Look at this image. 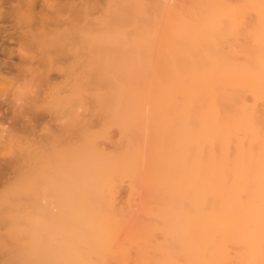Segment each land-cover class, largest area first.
<instances>
[{"label":"bare ground","instance_id":"6f19581e","mask_svg":"<svg viewBox=\"0 0 264 264\" xmlns=\"http://www.w3.org/2000/svg\"><path fill=\"white\" fill-rule=\"evenodd\" d=\"M88 3L76 6L82 21L73 18L37 39L48 62L54 54L73 55L61 68L67 93L52 92L57 105L71 102L72 111L57 134L61 144L23 143L25 165L0 194V221L15 230L26 226L20 229L37 239L40 264H154L148 246L157 239L160 222L153 219L161 205L170 264H226L232 257L264 264V0H178L170 7L106 0L93 19ZM58 14L56 22L63 19ZM78 107L100 117V127ZM113 126L120 138L106 153L98 140ZM140 181L153 189L143 190L146 214H156L144 223L131 210ZM123 183L130 191L120 205ZM211 183L230 191L220 194ZM160 187L186 192L158 193ZM246 188L257 190H250L254 201ZM231 191L243 204H259L245 203L246 210ZM235 241L248 242L245 253Z\"/></svg>","mask_w":264,"mask_h":264},{"label":"rangeland","instance_id":"374dc122","mask_svg":"<svg viewBox=\"0 0 264 264\" xmlns=\"http://www.w3.org/2000/svg\"><path fill=\"white\" fill-rule=\"evenodd\" d=\"M85 1L87 3L89 2L88 4L90 5L87 18L93 19V18H99L102 16L103 6L105 5L106 0H89V1L88 0H0V194L2 192L6 191L7 189H9L10 186L14 185L17 182L16 178H18L17 177L18 172H16V171H18V169L23 167V164L25 165V162L23 160L24 158L21 156V153H22L21 149L23 148L24 142L27 141V143L29 142L30 144H32V145L35 144L36 146L41 145V144L44 145L48 142L54 144L53 146H57V145L61 144V142H62V138L60 140H58L57 134H59L60 131L62 130V123L67 118L68 114L71 113L72 104H71V102H62L59 105H57L52 100V98H53L52 92L54 91V88L60 87V88H63L62 89L63 91L60 89L62 95H63V93L64 94L67 93L68 89H67V87L65 89V84H64V81H66L67 75H66L65 71L62 70L61 68L62 67L64 68L65 65H68V63H71L73 55L71 53H67V52L62 53V54H58L57 56H56V54H54V59H52V61L48 62V60H46V58H44L45 57L44 53L42 52L41 47H40L37 39L40 38V35L42 33L44 34V31H46L49 35L50 32L53 33V31H55L57 29H63L64 27H68L71 24V19H73V18H76L79 21H82L84 18L81 15H79L81 13H79V12L77 13V8L81 3L85 2ZM156 1L157 2L159 1L160 3L162 2L161 4L164 3V5H168V6H169V4L170 5L172 4L171 6H173L174 4H176L178 2V0H173V1L172 0H156ZM70 2L72 5H70ZM166 3H168V4H166ZM91 4H93V5H91ZM102 4H104V5H102ZM69 5L73 6V7L71 8ZM74 6H75V8H74ZM76 6H77V8H76ZM55 10L57 12H59V14L60 13H62V14L59 15L58 13H55L56 12ZM89 12H90V14H89ZM56 14H58L61 17L60 19H62V17H63V19L58 20L56 22L55 16L54 17L52 16V15H56ZM50 17H51L52 21H54V20L55 21L52 22L50 20ZM47 18H48V21L45 20ZM77 111H78V114L80 116L86 117L88 119L89 123L91 124V126H93V128L97 129L100 127L101 121H102L100 117H97L95 115L91 116L92 114L88 113L89 111L86 110L84 107H78ZM66 112H67V116H66ZM55 134H56V136H55ZM119 138H120L119 130L117 127L113 126L109 129L108 135L106 137H102L98 140L99 147L104 152L111 153L116 149ZM70 139H71V136H69L68 141H70ZM21 158H23V159H21ZM20 164H21V166H20ZM142 181H144V180L142 179ZM141 183L142 182L140 181L139 184H137L136 192L134 194V198L132 201V207H131L132 209L131 210L133 212V216H134V214L135 215L138 214V218L136 215V219L139 220L141 218L140 219L141 223L147 222V220L149 221V219H151V216H153L152 218H154V217H156V214H157V217L154 218L153 220L155 221V223L157 221L158 225L160 222V225L157 226L158 228L155 230V231H157L156 232L157 234L155 233L156 235H154V236H157L156 241L158 240L159 237H160V240H158L157 242L155 241L156 242V244H155V242L153 240L154 237H153L152 242L150 243L151 246L149 244L148 248H151V252L149 251L150 254L152 253L151 255H154L153 253H155V252L158 255H161L160 261H161V264H163L162 260L164 262H165V260L167 262H169L171 260V256L167 255V254L171 255V253H169L167 250L168 249L167 247L169 246V243H167V242H169V241H167V239H164L166 237H165V233L163 232L162 226H161V224L163 222V219L161 218L163 216H160L162 206L160 205L161 204L160 199H157V201L155 203L158 206L160 205L161 208L159 207L160 209L157 208V210H155L157 212L155 215H153L150 212L151 216L148 218V216H147L148 213L146 214V211H145L147 207L143 205L144 203L146 205V203L148 202V199H147L148 196L144 195L146 193L148 186H147L146 182L145 183L143 182L145 185V189H144V185H142L143 183L142 184ZM211 184L212 185H208L210 188H213L214 186H216V183L215 184L211 183ZM142 186H143V188H142ZM211 186H213V187H211ZM209 187H207L208 190H210ZM220 187L222 188L221 190L219 188V185H218V187H214V189L217 188V191L219 190L220 194L222 192L224 193V191H226V189L228 190L227 192L230 191L229 190L230 187H226V188L224 187L225 190L223 189L222 186H220ZM149 188H150V190L152 189L150 186H149ZM195 188H198V187H195ZM243 188H245V187H243ZM157 189H154V190L156 191ZM167 189L160 187L158 190L159 192L158 191H156V192L165 193V194L171 192L170 194L173 193V194H178V195H181L182 193L186 192V191H184V192L180 191L181 189H177V188H173V189H175V191H173V189L171 187L170 188L167 187ZM194 189L191 188V191L192 190L194 191ZM232 189H233V187H232ZM236 189L237 188H235V190ZM252 189H255V188H252ZM252 189L246 188V192L250 193V190H252ZM143 190L145 191V193L143 192ZM182 190H184V189H182ZM238 190H239V188H238ZM240 190L243 191L242 187L240 188ZM255 190H253V191H255ZM129 191H130L129 184L123 183L121 185L119 191L117 192V195H116V200L120 205H124L125 203H127ZM148 191L149 190H147L146 194L149 195L153 191V189L150 191V193ZM215 191H212V192L215 193ZM217 191H216V193H217ZM233 191H231V192L233 193ZM253 191H251V192H253ZM262 191H263V189H262ZM189 192H190V190H189ZM200 192L206 193L210 197L214 195L213 193H212L213 195L210 193L208 194V191L202 192V189L200 190ZM238 192L235 191L233 194L235 195L237 193L236 194V196H237ZM256 192H257V190L254 192V194ZM258 192H261V189ZM191 193H196V192L194 191ZM243 193H244V191H243ZM248 193H246V194H248ZM142 194L144 196H142ZM231 194H229V196ZM233 194L231 196H233ZM241 194H242V192L240 193V195ZM251 194L252 193L249 194L250 195L249 197H252V200H253L254 194H252V195ZM223 195H227V194H223ZM256 195H255V199H256ZM145 196H146V198H145ZM216 196H219V195H216ZM247 196L245 195V197L248 198V200H249V197H247ZM143 197L147 201L143 200L144 199ZM235 197H234V199H235ZM237 198L239 199V201L241 200V198H239L238 196H237ZM237 198H236V200H237ZM242 200H243V198H242ZM257 200H259V198ZM253 201L251 203L252 204V206H251V204L249 205L251 200L247 201V199H244V204L242 201L238 202V200H237L238 203L242 204V208L244 205L245 209H246L245 205L247 203H248L247 205H249L251 207H253L254 204L257 203V202H254V204H253ZM158 202H159V204H158ZM217 203H220V200H218ZM233 203H235V202L233 201ZM153 204H152V206H153ZM257 204H259V202ZM215 205H216V203H215ZM229 205H230V203H229ZM238 205L236 204L234 207L236 209H238L237 208ZM139 206H141V208L145 207L143 209L145 212H143V210L140 209ZM148 206H149V203H148ZM158 206H153L152 209L154 207L156 208ZM217 206H218V204H217ZM232 206L230 205V207H232ZM262 206L263 205L261 204V206L258 207V209L261 210ZM222 207L223 206H220V208H222ZM220 208L218 206L219 211L222 210ZM235 208L234 209L231 208V209L235 210ZM239 208L241 209V206ZM247 208L249 210L248 206H247ZM213 209L216 210L217 208L216 209L213 208ZM252 209H254V208H252ZM141 211L143 212V214L145 213L146 215L144 214L145 216H143ZM219 211H217V213ZM235 211H237V210H235ZM243 211L248 214V212L245 210H241L240 213H238V214H241ZM250 211L252 212V210H250ZM254 211H256V210L254 209ZM147 212H149V211H147ZM217 213L215 214V216L217 215ZM253 213H255V212H253ZM218 214H220V213H218ZM141 215L143 217H145V220H142V217H140ZM250 215H251V213H250ZM158 216H159V218H158ZM159 219H161V221ZM8 222L9 221H0V234H1L0 237H2V238H0V264H13V263L14 264H32V263L33 264H40L39 263L40 261L38 259H40V255H41L42 251L40 249L39 243L37 245V246H39V248L36 246V243H34L35 245L33 244V240L36 238H34L33 240H30L29 238H25L26 237V235H25L26 229L25 230L20 229V228H23V226H25L24 224H22V226L20 225L18 227L19 230L17 228H16L17 230H15V228H13L11 226L12 225L11 222H9V223ZM215 222H216V220H215ZM210 226H212L211 227V229H212L213 224H211ZM214 226H215L214 229H216V227H217L216 224H214ZM9 227H11V228H9ZM11 229H12V231H11ZM160 234H161V236H160ZM27 236H28V234H27ZM239 241H241V240H239ZM239 241H235L236 242L235 244L237 247L239 244H241ZM27 242H29V243H27ZM159 242H160V244L163 243V244H166V245L168 244V245L167 246L165 245V247H166L165 248L163 244L160 246ZM152 243H153V245H152ZM245 243H248V242H244V244L242 242V245L244 248H245V246H248ZM27 244H28V246L30 245V247H27ZM31 244H33V245H31ZM158 244H159V246H158ZM235 244L233 243V245H235ZM230 245H229V247L233 246V245H231V246ZM32 246H33V248H32ZM34 246H36V247H34ZM160 247L165 248V249L163 250ZM229 247H228V249H230ZM241 247L239 245L238 248H241ZM243 247L241 248V250H243V252L245 253V251L248 248L246 247V249L244 250ZM249 247H250V245H249ZM28 248L30 250H28ZM155 248H158V250L155 251L156 250ZM250 248H253V247H250ZM34 250H36L35 251L36 253L34 252L35 254H33ZM232 250H231V252L229 251V253H232ZM159 252H163L164 257L162 256L163 253L159 254ZM238 252L240 253L239 249H238ZM156 253H155L156 256H154L155 257L154 260L156 258L157 259L159 258V256H157ZM234 253H235V251H234ZM236 253H237V251H236ZM244 253H242V256ZM165 255L168 256L167 259L165 258ZM230 256H234L233 253ZM237 256L238 255L235 256L236 259H237ZM239 256L241 257V254ZM169 257H170V260H169ZM157 259L155 260L156 263H154V264H159V261H157ZM227 259H228V257H227ZM232 259H233V257H232ZM232 259L229 258V261H231V262H227L226 264H243V262L247 261V259L244 260L242 258L241 260H244V261L238 262L239 259L238 260L235 259L236 260V262H235V261H232ZM34 260L36 263L34 262ZM167 262L164 264H170V262L169 263H167ZM151 264H153V263L151 262Z\"/></svg>","mask_w":264,"mask_h":264}]
</instances>
